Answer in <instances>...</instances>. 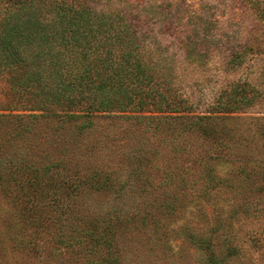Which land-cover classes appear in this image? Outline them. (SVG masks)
<instances>
[{"label": "rangeland", "instance_id": "374dc122", "mask_svg": "<svg viewBox=\"0 0 264 264\" xmlns=\"http://www.w3.org/2000/svg\"><path fill=\"white\" fill-rule=\"evenodd\" d=\"M124 2L131 4L122 12L138 22L144 62L158 87L185 100L194 115L214 114L216 104L236 109H220L231 113L217 114L222 119L202 134L184 129L182 120L158 125L127 117L131 113L96 112L93 126L75 141L78 152L64 140L69 126L55 133L57 120L42 119L35 149L40 160L44 155L62 163L60 177L67 181L62 194L70 178L94 174L98 184L109 179L111 188L82 187L76 205L63 198L59 209L80 208L83 216H97L108 207L116 237L111 247H93L86 236L57 221L60 203L45 200L38 205L43 213L30 215L33 205L0 188V264H110L111 254L119 264H209L213 251L222 264H264V23L246 0L87 4L115 13ZM244 48L242 64L229 66ZM8 89L0 77V112L18 101ZM7 129L2 126L1 133Z\"/></svg>", "mask_w": 264, "mask_h": 264}, {"label": "trees", "instance_id": "16d2710c", "mask_svg": "<svg viewBox=\"0 0 264 264\" xmlns=\"http://www.w3.org/2000/svg\"><path fill=\"white\" fill-rule=\"evenodd\" d=\"M89 1L0 0V77L5 79L12 100H18L0 112V188L5 192H18V200L33 205L30 215H41L43 210L38 205L45 200L60 203L55 208L61 214L58 222L65 221L63 225L67 229L86 236L93 247L100 243L111 247L117 223L113 221L110 208L97 216H83L80 208L59 209L63 198L70 201V206L76 205L82 187L111 189L106 182L109 179L98 184L97 174L80 181L70 178L68 182L72 184L62 194L61 189L67 183L60 177L62 163L47 161L44 155L40 160L35 149L42 137L37 134L41 120L56 119L55 133L66 131L69 126L70 134L64 140L72 141L71 151L78 152L75 141L93 126L92 117L96 112L131 113L134 115L126 116L157 120L158 125L162 121L172 125L171 122L182 120L184 124H178V128L181 125L184 129L194 127L202 134L208 133L207 127L222 119L217 114L231 113L220 109L236 108L216 104L214 114L204 116L189 112L185 100L172 97L168 87H158L155 77L149 73L150 67L144 62L143 46L136 34L138 22L134 15L126 16L122 12L131 4L124 2L121 12L111 13L94 10L87 4ZM246 1L264 23V0ZM245 54V48L236 52L228 65L240 66ZM53 112H64V115ZM137 112L139 115H135ZM140 112L149 115L142 116ZM80 118L88 120L80 123ZM2 126L9 129L1 133ZM214 182L215 179L211 180V184ZM118 211L124 213L121 208ZM201 246L207 249L209 244L204 242ZM111 256L110 264H119L118 257ZM207 261L222 264L214 251L208 254Z\"/></svg>", "mask_w": 264, "mask_h": 264}]
</instances>
